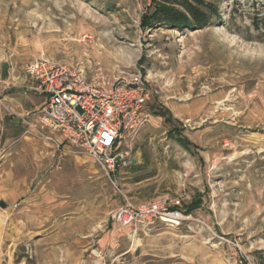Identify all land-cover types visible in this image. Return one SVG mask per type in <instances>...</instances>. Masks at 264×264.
Returning a JSON list of instances; mask_svg holds the SVG:
<instances>
[{
  "label": "rangeland",
  "instance_id": "374dc122",
  "mask_svg": "<svg viewBox=\"0 0 264 264\" xmlns=\"http://www.w3.org/2000/svg\"><path fill=\"white\" fill-rule=\"evenodd\" d=\"M149 3L0 0V264H264V0L198 29H143ZM37 56L145 83L127 166L26 132ZM151 202L181 217L112 219Z\"/></svg>",
  "mask_w": 264,
  "mask_h": 264
},
{
  "label": "built area",
  "instance_id": "2783aa9c",
  "mask_svg": "<svg viewBox=\"0 0 264 264\" xmlns=\"http://www.w3.org/2000/svg\"><path fill=\"white\" fill-rule=\"evenodd\" d=\"M23 87L40 98V103L23 112L26 132L50 140L70 151L84 152L107 173L127 166L126 140L144 122V106L149 99L146 85L139 78L127 80L110 76L101 66L85 70L37 56L23 67ZM178 219V210L151 202L124 207L112 213L122 226L146 223L157 216ZM96 247L90 254L99 257Z\"/></svg>",
  "mask_w": 264,
  "mask_h": 264
},
{
  "label": "trees",
  "instance_id": "16d2710c",
  "mask_svg": "<svg viewBox=\"0 0 264 264\" xmlns=\"http://www.w3.org/2000/svg\"><path fill=\"white\" fill-rule=\"evenodd\" d=\"M220 0H150L140 18L143 29L167 25L178 29H198L219 18ZM197 202L189 211L197 208Z\"/></svg>",
  "mask_w": 264,
  "mask_h": 264
},
{
  "label": "water",
  "instance_id": "95a60500",
  "mask_svg": "<svg viewBox=\"0 0 264 264\" xmlns=\"http://www.w3.org/2000/svg\"><path fill=\"white\" fill-rule=\"evenodd\" d=\"M18 120H12V122H17ZM0 206L4 207L5 203L3 201H0Z\"/></svg>",
  "mask_w": 264,
  "mask_h": 264
},
{
  "label": "crops",
  "instance_id": "0c3cea01",
  "mask_svg": "<svg viewBox=\"0 0 264 264\" xmlns=\"http://www.w3.org/2000/svg\"><path fill=\"white\" fill-rule=\"evenodd\" d=\"M24 82V80L22 79V83Z\"/></svg>",
  "mask_w": 264,
  "mask_h": 264
}]
</instances>
